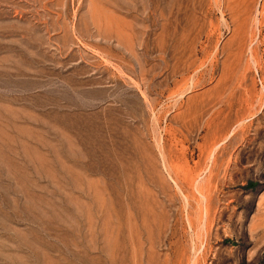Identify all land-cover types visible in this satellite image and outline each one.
<instances>
[{
	"label": "rangeland",
	"instance_id": "374dc122",
	"mask_svg": "<svg viewBox=\"0 0 264 264\" xmlns=\"http://www.w3.org/2000/svg\"><path fill=\"white\" fill-rule=\"evenodd\" d=\"M0 264H264V0H0Z\"/></svg>",
	"mask_w": 264,
	"mask_h": 264
}]
</instances>
